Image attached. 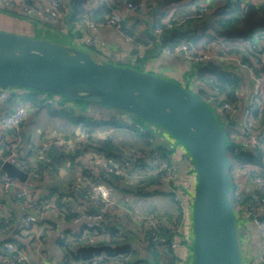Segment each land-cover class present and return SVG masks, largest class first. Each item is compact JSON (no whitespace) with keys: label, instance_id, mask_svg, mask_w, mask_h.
Masks as SVG:
<instances>
[{"label":"built area","instance_id":"obj_1","mask_svg":"<svg viewBox=\"0 0 264 264\" xmlns=\"http://www.w3.org/2000/svg\"><path fill=\"white\" fill-rule=\"evenodd\" d=\"M0 1H2V4L5 6L8 5L18 8L27 16L43 17L46 14L40 0ZM46 1L58 14H64V4L61 0ZM240 2L241 7L246 9L249 4H257L264 2V0H240ZM150 7L151 5L145 0H138L137 2L127 1L124 10L117 8L104 20H95L89 14H84L80 18L77 26L81 28L113 29L120 36L132 41L138 48L139 54L142 55L144 54L146 45L137 41L134 35L126 30L123 23L125 17L124 13L125 11L140 13L142 11H148ZM208 11V6H203L197 14V17H202ZM176 24H182V21L175 23L171 20H166L164 26L157 24L154 31L157 35H161L164 29L172 28ZM75 40L78 44L89 47H95L97 45L96 39L87 33L78 35ZM212 48L218 49L217 47L215 48L208 45L199 51L193 46H190L187 42H180L173 46L167 45L163 47L162 51L168 55L182 53L187 60L194 63L207 62L227 55H221L220 53L215 54ZM240 59V57L239 59L224 57L223 61L231 65L232 69H229L230 72H232L234 68V71L242 70L246 73V76L251 80L250 90L247 91L245 84H243L234 89L232 98H228V94L226 95L225 91L207 76H202L201 83L203 88L208 92L210 100L217 103L220 113L224 116L226 123L231 124L232 129L236 130L234 137L236 138L237 136L239 138L238 140L246 142L250 149L262 151L264 150V135L262 137L257 135L251 123L254 119L255 112L259 109L261 110L263 107L264 75L260 73L256 74L253 66H250L248 62L246 63ZM235 67H238V70ZM183 85L188 88L191 86L196 89V77L183 83ZM12 91H16V94H21L19 91L23 90H11L8 87H0V99L4 98L7 93ZM37 97L41 100L42 104L50 106L53 110L68 109L69 107L63 103L64 99L59 94L39 92ZM240 112L242 120L240 123L235 124L237 115ZM26 115L27 108L25 105H21L13 112L0 116V122L5 128L12 129L19 134V128ZM128 122L130 124L118 125L127 129H137L142 134H146L152 130L162 141L167 142V139H171L174 142V146H172L170 152L171 161L167 162L166 159H163L161 152H152V150L139 145H126L117 142L115 148L118 149L121 156H124L123 160H121L119 156H115L112 152H103L94 148H89L96 143L94 138L106 139L107 137V133H103L94 128H83L74 139L69 140H65L64 138L48 139L42 137L39 146L35 148L30 147L27 152L28 155L26 156L19 153L14 148L8 150L0 146V156L3 159L9 160L17 165V167L25 170L29 174V177L35 180L43 178L39 162L46 159L50 149L57 147L66 153H77L78 157L76 160L82 164L80 165V171L82 172L81 176H84L85 179L83 184L88 185L91 190L89 198H91L93 203V205L90 206H84L79 201H73L72 204H70L69 196H59L56 193L51 194L49 197H45V194H42L38 190H30L26 183L22 185V182L17 178L9 176L0 169V190L3 193L13 192L14 196L19 198L25 207V211L21 218V225L13 229V233L11 234L21 239L22 242L7 240L1 245L6 252V259L10 261L11 264H78L69 258H63V261L50 262L46 257H39L40 255H36V253L40 251L39 243L37 242L41 240V236L45 234V232L50 231L53 227L52 217L56 216L61 221H67L70 224L67 230L61 232L60 239L71 238L75 234L86 239L89 236L88 234L92 233L94 234L92 237L94 241L96 239L108 240L112 235L110 230L102 229L104 223L109 222L115 216L123 215V213L131 214L134 217V221L142 224L145 232L144 237L149 238L153 246L157 247L162 245L171 251V264H188L186 261L189 252L187 243L193 242V201L197 184V175L195 173L192 174L186 169L183 170L185 167L188 168L187 164H185V167L180 165V161L185 160V157L188 156V149L176 137L161 128L153 130L142 124ZM49 159L50 158L47 157L45 161L48 162ZM262 163L264 164L263 151ZM254 167V165L249 164L234 169L232 182L236 186L235 193L237 196L243 191L242 189L238 190L241 187V183H236L237 177H240L243 183L245 180L251 181L254 187L255 198L257 194H264V176L254 172ZM51 168V165H49V169ZM100 170L104 171L106 176L112 174L119 177L121 182L126 184L138 183L146 177L154 176L156 183L148 189H160L164 192H171L178 208V215L175 219L171 220V217H167L166 214L161 215L156 211L143 214L139 211H133L132 208L128 210L124 205L128 203L116 197L113 194L115 188L111 184L104 182L102 177L99 176L98 173ZM47 178L49 177L47 176ZM119 184L121 186L123 185L121 183ZM71 205L73 207H71ZM243 215L250 218L251 221L257 225L262 235L263 246L260 257L261 261H264V222L259 218L260 216L256 209L255 202L249 201L243 207ZM5 216L9 221L8 210ZM0 233L4 234L3 229H0ZM6 234L7 233L4 235ZM25 241L28 242V245L25 244ZM112 259L113 258L110 260L111 262L116 261ZM98 260L99 258H96L94 263ZM118 263L125 264L119 260Z\"/></svg>","mask_w":264,"mask_h":264},{"label":"water","instance_id":"obj_2","mask_svg":"<svg viewBox=\"0 0 264 264\" xmlns=\"http://www.w3.org/2000/svg\"><path fill=\"white\" fill-rule=\"evenodd\" d=\"M125 41L117 40L122 46ZM129 51L139 54L137 48ZM0 87L31 88L119 108L176 137L193 156L197 175L193 264H243L231 203L226 131L191 89L133 66L100 61L73 44L2 29ZM0 169L22 183L30 180L25 170L1 156ZM98 174L106 176L102 170Z\"/></svg>","mask_w":264,"mask_h":264},{"label":"trees","instance_id":"obj_3","mask_svg":"<svg viewBox=\"0 0 264 264\" xmlns=\"http://www.w3.org/2000/svg\"><path fill=\"white\" fill-rule=\"evenodd\" d=\"M122 1L123 0H87V2H85V0H61V2L65 4L63 5L64 14L61 18L64 17L62 19L65 24L71 25H75L84 14H89L95 20H104L113 10L120 6ZM129 1L137 2L138 0ZM166 1L168 3H172L174 7L172 11L167 12L168 15L166 14L165 16L152 18L156 7L151 12L140 13L145 25L142 28L143 34L145 32L146 35H142V33H140L141 29L137 21H132L130 25L126 22V27L128 28L126 30L135 35L137 41L144 44H148L152 41L150 49L148 48V53L154 54L156 52L157 54V52H159L163 47L167 45L173 46L180 42H187L190 46H193L199 51L202 50L203 47L205 48L210 45L220 48V54H235L236 56H239L242 61L248 62L250 66L255 68L256 74L260 73L264 75V2L249 4L246 9H243L241 7L240 0H148L149 3L153 2L156 6L157 4H162ZM2 5L3 6L0 11L5 14L20 17L26 20L35 19V23L41 21L38 16H27L18 8L8 5L5 6L4 4ZM205 5L208 6L209 11L202 17H197V14ZM54 13L55 15H58L55 11ZM144 15H146V17H143ZM166 20H171L175 23L182 21L183 24L181 26H178L180 24H176L172 28L164 29L161 35L155 36V26L157 24L164 26V22ZM68 27L69 26L66 28ZM150 27L152 31L149 30ZM70 31L72 32L73 29L71 28ZM157 36H159V40L155 41ZM91 47L92 48L90 50L93 51V56H96L98 52L96 47ZM196 64L197 72H200L203 77L207 76L219 85V87L225 91V94H228V98H232V93L235 88L243 85V81H241L237 71H234V68L232 72L226 71L222 66V62H219L218 59H212L207 62H200ZM236 69L238 70V67ZM25 90L27 93L40 92L31 88H25ZM62 98L64 100H69L64 96H62ZM76 103L82 105L88 104L86 102ZM121 111L126 112L123 110ZM262 111H264V104L261 110L259 109L255 112V116L257 117ZM129 114L132 116L133 120H145L135 114ZM137 123L140 124L139 122ZM230 126L232 125L230 124ZM235 132L236 130H233V132L228 130V132H226V151L230 165L229 176L231 181V203L234 211L235 208L241 211L249 201L255 202L256 209L259 212V218L264 222V194H257L255 198L254 193L244 191L237 196L235 193L236 186L232 182L233 171L235 168H241L252 164L264 169L262 154L258 149H250L248 144L242 140H238L239 138L237 136L235 138L233 136V133ZM139 138L142 141L139 146L148 148L152 150V152H161L163 159H166L167 162L171 161V148L164 146L159 141V144L155 145L157 136L152 131L146 134L139 133ZM117 142L118 141L116 140L114 144L112 139H107L98 141L94 143L95 145L90 146L89 148H94L103 152L109 151L114 153L115 156L120 157L121 154L118 152V149L115 148ZM16 150L20 153L21 146H19ZM188 156L192 158V162L194 163L193 156L189 151ZM47 157L50 158L48 162L45 161ZM77 157L78 154L75 152L66 153L63 150L54 147L49 150L46 159L39 162L43 177L47 178V176H56V178L50 182L49 194L44 195L45 197H49L51 194L56 193L59 196H69L70 204H72L73 201H79L84 206L93 205L91 198H89L91 190L88 185H84L82 182H79V179L72 180L68 183L63 178L62 172L66 169L67 165H71L72 167L76 166L78 171H80V165L82 164L75 161ZM231 158L233 161H231ZM49 165H51V169H49ZM253 171L264 176V170L260 172L253 169ZM101 177L104 182L111 184L114 188H118L126 193L135 194H150V191L152 190L148 188L156 183L154 176L146 177L144 180H140L138 183L134 184L121 182L119 177L112 174ZM119 183L123 185L121 186ZM123 201L130 203L128 200ZM9 205L10 201H8L5 197L0 196V229H3L4 234H8L11 230H13L16 220L21 218L16 215L13 209L10 208L8 221V218L5 215ZM71 207L73 206L71 205ZM155 208L156 207L153 205L152 210ZM167 214L170 213L167 212ZM111 222L112 219L109 222L104 223L102 228L110 230L112 236L108 240L96 239L93 241L92 237L94 234L92 233L88 234L89 236L86 239H83L80 235L75 234L71 238L58 240L59 246L62 248L63 258H69L78 264H109V262H111V258H113L112 260H119L125 264H140L144 261L147 264H168V262L164 261L161 257L160 252H162V249H160L159 246H153V243L149 238L144 237L143 240L145 244L141 249L142 252L139 248L138 250L132 249V244L130 242L127 243L124 242L123 239H120L122 232L124 233V236H127L130 233L126 231L125 234V230L120 228L117 221H114L112 225ZM4 234L0 233V252L3 250V248H1L2 243L7 240L22 242L21 239L13 235L1 238ZM47 235L48 232H45V234L41 237L44 239ZM161 247L166 248L167 251L165 252L168 254L170 253L171 256V251L167 247L162 245ZM141 253L144 254L145 257L149 256L150 259L146 260L141 257ZM96 258H99V260L94 263ZM242 259L244 261L243 253ZM61 261H63V259Z\"/></svg>","mask_w":264,"mask_h":264},{"label":"crops","instance_id":"obj_4","mask_svg":"<svg viewBox=\"0 0 264 264\" xmlns=\"http://www.w3.org/2000/svg\"><path fill=\"white\" fill-rule=\"evenodd\" d=\"M41 1L44 3V5L50 7L47 1L45 0H41ZM94 1H97V0H94ZM85 2H87V0H85ZM126 2L127 0H123L118 8L124 10ZM146 2L149 3L148 1ZM164 3H167V1ZM149 4L152 6V8H155L153 7L154 5H156L155 3L150 2ZM2 6L3 5L0 3V9ZM166 7L167 5H165L164 8H162L161 6L157 10V6H156V10L154 14L152 15V18H157L159 16H165L167 14ZM142 12L147 13V11H142ZM140 13L125 11L124 13L125 17L123 20L124 27L128 29L126 27V22L130 25L131 22L135 20L137 21L141 29L140 33H142V35H146L145 32L143 34L142 28L145 25L143 23V20L141 17L142 15ZM47 14L48 13H46L45 16H43L45 17L44 19L40 17L41 21L37 22L36 23L37 25L34 27L33 25L35 23H32L20 17L5 14L2 11H0V29L19 33V34H25V35L35 36L39 38H44V39L60 41V42H64L67 44H78L75 38L78 35H81L82 33H87V34L92 35L96 39L97 45L95 47H96V50L98 51L97 55L94 56L96 59L100 61H108V62H112V63L119 64V65H129L133 67H136V65L131 64L133 59H134V62H139V63L141 62L140 60L142 59L143 61L140 64L142 65L143 68L141 70H144L146 72L153 73L159 76H163L171 80H174L173 78H175L177 79L176 82L180 84L188 82L196 77L197 79L196 90L199 91L204 96L210 98L208 92L202 86L201 73L197 72V68L193 67L191 62L186 59L184 54L181 53V54H175V55L174 54L168 55V54L163 53L162 51L163 48L160 49V51L157 52V54L156 52L154 54L148 53L151 47V42H152L151 41L148 44L145 43L146 48H145L144 54L142 55L138 54L134 56L133 58L129 50L132 51L134 48H137L135 44L132 41L126 39L125 37H122L119 34H117L113 29H110V28H103V29L81 28L77 26L79 24V20L76 22L75 25L68 24L67 25L69 26L68 28H66L67 26H65L64 29H60L59 27H57V24H59V22H64L62 19L64 17L61 18L63 14L55 15L54 10L52 14H49V15ZM71 28L73 29L72 32L70 31ZM149 30H151V27L149 28ZM154 35L155 36L157 35L155 31H154ZM119 39L126 40L123 46L117 42V40ZM156 40H159V36H157L155 41ZM78 45L82 46V44H78ZM212 50L215 54L220 53V48L218 49L212 48ZM109 57H114L117 61H124V62L123 63L113 62L109 59ZM145 58L147 60V65L145 64L146 62V60H144ZM152 71L160 72L166 75L165 76L160 75ZM238 74L241 80H243V82L250 80L246 76V73L244 71H239ZM245 84L247 85L246 87L247 91L250 90L251 80L248 83L245 82ZM19 92L21 94H16V91L9 92L5 95L4 98L0 99V116L13 112L21 105H25L27 108V115L19 128V134H17L14 130L13 132H10L9 131L10 129L5 128L0 122V146H3L1 145V143L4 142L7 144V146H3V147L7 148L8 150H11L13 148L16 149L17 142L21 141L19 139L20 137L22 139V144H23L21 146L20 153L26 156L28 155L27 153L28 149L30 147H33L32 145L36 144V146H38L40 144L42 137H45L48 139H59V138H64L65 140L74 139L81 132L83 128H94L103 133H107L106 139L94 138L95 142L112 139L114 144L116 140L119 143L126 144V145H140L142 143V141L139 138L140 132L138 130L134 128L127 129L123 126L118 125V124H130L128 121L132 122L133 124H137V122H134L132 119H121L123 117V116L121 117V114L120 116H118V114H115V112H113V113H108L106 117L101 114H98L97 117L87 119L86 118L87 115L94 114V113L87 114V108H86L87 104L82 105V104L77 103L78 105H80V106H77V105H74L73 103L69 104L67 100H63V103L66 106H69L68 109L53 110L50 106L42 104L41 100L37 97V94L39 92L38 93L36 92L27 93V91L26 92L19 91ZM96 105H100V104H96ZM101 106L110 108L109 106L108 107L104 105H101ZM62 115L66 117L65 120L62 122L55 118L57 116H62ZM263 115H264V111L260 112L257 117L254 116V119L251 123L253 125L254 132L257 135H260L261 137L264 135V116ZM34 117H40V119L42 120V124H32L33 123L32 118ZM119 119L120 121H118ZM241 120L242 118H241V112H240L237 115V121L235 124L240 123ZM152 132L156 134L154 131ZM124 134L126 136L131 137L133 140L129 141L124 136ZM157 138L160 140L159 142L162 143L166 147L172 148V146H174V142L171 139H167V144H166V141H162L159 137ZM263 143H264V139H263ZM259 151L261 152V154H262V151L264 153V150L262 151L259 150ZM119 158L123 160L124 156H120ZM185 164H187L188 166V168H186L187 171L191 172L192 174L194 173L196 174V170L194 167L195 162L194 163L192 162V158H190L189 156H186L185 160L180 161L181 166L183 165L185 166ZM253 169L260 171V172L264 170L263 168L259 166H255ZM62 175H63L64 180L66 181L65 174H62ZM80 176L77 178L76 177L74 178H76V180L79 179L80 181ZM55 178L56 176L55 177L50 176L49 178L43 177L40 180H35L33 178H30V180L26 183V185L28 186L30 190H33V191L38 190L42 194L48 195L50 182ZM236 183L237 184L241 183V187L238 190L242 189L243 190L242 192L248 191V192L254 193V187L250 180L248 181L245 180V182L243 183L240 177H237ZM150 192H154L153 194L155 196L160 197V201H167V205H168L167 212L175 211L174 206L176 205V203L174 202L173 195L171 194V192H164L163 190H160V189H155ZM123 193H124L123 191L115 188L113 194L119 199L124 200V198H122L121 196V194ZM0 196L5 197L8 201H10V205L7 210L9 211L10 208L13 209L16 215L22 218V215L25 211V207L22 201L17 199L14 196L13 192L3 193L0 190ZM161 198H164V199H161ZM156 202H159V201L156 200ZM167 212L165 213L167 214ZM239 216H240V221H241V231H239L240 232V244H241V250L243 253V257H244V260L247 258L249 259L250 262H253L255 260H253L252 258H256L257 255L261 254L262 252L263 238H262V235L257 225L254 222H252L250 218H247L246 216L243 215V210L240 211ZM21 218L16 220L13 229L18 228L21 225ZM122 218H123V215L115 216L112 219L111 225L113 224L114 221L116 222ZM52 224H53V227L50 231H48L47 237L44 239L42 238L40 241L37 242L39 243V247L41 245V248H40L39 253H36V255L38 256L40 255L39 257H46V259L50 262L61 261L63 259V252H62V248L59 246L58 240H61L60 239L61 232L68 229L70 227V224L67 221L65 222L61 221L56 216L52 217ZM12 233H13V230H11L8 234L1 236V238H6L10 236ZM143 239L144 237L140 240L144 242ZM25 244L28 245V242L25 241ZM144 244L145 243H143L142 247L144 246ZM192 246H193V242L187 243L189 252H188L186 261L188 262V264H190L189 261H191V264L193 263ZM243 246H245L247 249L243 248ZM142 247H139L140 251ZM159 248L162 249V252H160L162 259L168 262V264H171L172 258L170 256V253L168 254L167 252H165L167 251V249L164 247L159 246ZM0 264H11L10 261L6 259V252L4 249L0 252ZM109 264H119V263L116 260V261L110 262ZM140 264H147V263L144 261Z\"/></svg>","mask_w":264,"mask_h":264},{"label":"rangeland","instance_id":"obj_5","mask_svg":"<svg viewBox=\"0 0 264 264\" xmlns=\"http://www.w3.org/2000/svg\"><path fill=\"white\" fill-rule=\"evenodd\" d=\"M46 1V0H45ZM146 1H148V0H146ZM40 2H41V4H42V6H43V8H44V11L46 12V13H48L47 15H49V14H52V12H53V10H55L52 6H50V7H48V6H46V5H44V3L40 0ZM0 3L2 4L3 2L2 1H0ZM65 5V4H64ZM159 5V6H158ZM157 5V10L159 9V7H161L162 6V8H164L165 7V5H167V7H166V9H167V12H169V11H172L173 10V4L172 3H162V4H158ZM53 9H52V8ZM153 7H156V5H154ZM155 8H152V6L148 9V11H147V13L148 12H151L152 10H154ZM56 11V10H55ZM56 13H57V11H56ZM168 15V14H167ZM143 17H146V15H144ZM43 19L45 18V17H42ZM28 21H30V22H32V23H35L34 21H35V19H33V20H31V19H27ZM151 22V21H150ZM183 24V23H182ZM182 24H180V25H178V26H181ZM37 24L35 23L33 26L35 27ZM68 24H65L64 22H59V24H57V27H59L60 29H64V27L65 26H67ZM163 33V32H162ZM134 37L136 38V36L134 35ZM73 45H76V46H78V47H81V48H84V49H86L87 51H89L91 54H92V50H90L92 47H88V46H86V45H83L82 44V46L81 45H78V44H73ZM207 47V46H206ZM204 48V47H203ZM93 55V54H92ZM222 55V54H221ZM133 58H134V56H132ZM224 57H231V58H235V59H239V57H237L235 54H232V55H224V56H222V57H218V60H219V62L221 61L222 62V66L224 67V69L226 70V71H228L229 72V69H232L231 68V65H229L228 64V62H226V61H223V58ZM109 59L111 60V61H113V62H118V63H123L124 61H117L114 57H109ZM144 60H146V58L144 59ZM241 60V59H240ZM141 62L143 61L142 59L140 60ZM140 62V63H141ZM191 62V61H190ZM139 62H134V59H133V61L131 62V64L132 65H136V67L137 68H139V69H142L143 67H142V65L140 64ZM247 63V62H246ZM145 64L147 65V60H146V62H145ZM191 64L193 65V67H195V68H197L196 66H197V64L196 63H194V62H191ZM249 64V63H248ZM250 65V64H249ZM242 71V70H241ZM152 72H154V73H157V74H160V75H166V74H163V73H160V72H156V71H152ZM239 72V70L237 71V73ZM163 77V76H162ZM240 77V76H239ZM175 81H177V79H175V78H173ZM241 81H243V80H241ZM245 82L246 83H248V82H250V80H247V81H244L243 82V84H245ZM188 85V84H187ZM245 86L247 87V85L245 84ZM191 86H189V88H190ZM9 89H11V90H18V89H21V90H23V91H26L25 90V88H17V87H8ZM193 92H195L198 96H200L201 98H202V100L206 103V105L208 106V108L211 110V112L215 115V117L218 119V121L221 123V125L223 126V128H224V130L226 131V132H228V130L229 131H232L233 132V129H232V127L230 126V124H227L226 123V121H225V119H224V116H221V113H220V109H219V107H218V105H217V103L215 102V101H212V100H210V98L209 97H206V96H204L203 94H201L199 91H197L195 88H193V87H191L190 88ZM68 102H69V104L70 103H73L74 105H77V106H80V105H78L77 103H75V102H73L72 100H67ZM77 102V101H76ZM262 102H263V104H264V99L262 100ZM22 103V102H21ZM110 107V106H109ZM86 108H87V114L88 113H94V114H92V115H87L86 116V118L87 119H91V118H93V117H97V115L98 114H101V115H103V116H107V114L108 113H113V112H115V114H118V116H120V114H121V119H132L133 120V118H132V116L129 114L130 112H122L121 110H119V108H115V107H110V108H106V107H103V106H101V105H96L95 103H88L87 105H86ZM124 111V110H123ZM122 112V113H121ZM57 120H60L61 122L62 121H64L65 120V116L64 115H62V116H57V117H55ZM111 118H113V117H111ZM136 122H139L140 124H142V125H144L145 127H147V128H151V129H153V130H157L158 128H160V127H158V126H156L155 124H153L152 122L151 123H149V122H147V121H143V120H138V119H134ZM133 120V121H134ZM118 121H120V119L118 120ZM125 121V120H124ZM134 121V122H135ZM32 124H42V120L40 119V117H34V118H32ZM228 122V121H227ZM65 125H67V124H65ZM162 129V128H161ZM126 131H128V130H126ZM130 132V131H129ZM124 136L129 140V141H132L133 139L131 138V137H129V136H126L125 134H124ZM233 136H234V133H233ZM234 138V137H233ZM158 139V138H157ZM20 142H17V144H16V149H18V147L19 146H22L23 144H22V139L20 138ZM158 141H160L159 139L155 142V145H158L159 144V142ZM145 144H146V142H145ZM166 144H167V142H166ZM1 145H3V146H7V144L6 143H4V142H2L1 143ZM122 145V144H121ZM33 146V148H35V147H38V146H36V144L35 145H32ZM147 147V146H146ZM75 161L76 162H78V160H76L75 159ZM231 161H233V159L231 158ZM80 165V164H79ZM184 166V165H183ZM185 167V166H184ZM186 169V167L183 169V170H185ZM85 170V169H84ZM82 172L81 171H78V169L76 168V166L75 167H72L71 165H67L66 166V169L64 170V172H63V174H65V179H66V181L68 182V183H70L72 180H75L77 177H79L80 176V174H81ZM75 174H77V175H75ZM74 177H76V178H74ZM79 182H85V179H84V176H80V181ZM27 183V182H26ZM22 185H24L23 183H21ZM154 192H151L150 194H135V193H126V192H124L123 194H121V196H122V198H124V200H128L130 203H128V204H124L127 208H128V210L130 209V208H132V210L133 211H139V212H142L143 214L145 213V214H149V213H151V212H153V211H156V212H158L159 214H161V215H165L166 213L165 212H167V207H168V205H167V201H160V197H157V196H155L154 194H153ZM161 199H164V198H161ZM121 200V199H120ZM156 200L157 201H159V202H156ZM161 202V203H160ZM153 205L156 207L154 210H152L153 209ZM172 205V204H171ZM170 205V206H171ZM174 208H175V211L174 212H170V211H168L170 214H166L167 215V217H171L172 219L171 220H173V219H175L176 218V216L178 215V208H177V205H175L174 206ZM235 212H236V216H237V218H238V220H237V222H238V228H239V231H241V221H240V211L238 210V209H236L235 208ZM117 224H119L120 225V228L122 229V230H125V234H126V231H128L130 234L129 235H127V236H124V233L122 232V234H121V236H120V239L122 240L123 239V241L124 242H130L131 244H132V249H135V250H138V248L139 247H142V245H143V241L142 240H140V239H142L143 237H144V235H145V232H144V229H143V226H142V224L141 223H138V222H136V221H134V217L131 215V214H129V213H123V218L122 219H120V220H118L117 221ZM239 238H240V232H239ZM42 239V238H41ZM262 246H263V240H262ZM193 247V246H192ZM41 248V245H40V247H39V249ZM243 248H245V249H247L245 246H243ZM246 255V254H245ZM244 255V256H245ZM260 255L261 254H259V255H257V257L256 258H252L253 260H255V261H253V262H250L249 261V259H245L244 261H243V264H250V263H252V264H264V261H261V257H260ZM141 257H143V258H145L146 260H149L150 258H149V256L148 257H145L144 256V254H142L141 253ZM189 263L191 264V261H189ZM151 264V263H150ZM193 264V263H192Z\"/></svg>","mask_w":264,"mask_h":264},{"label":"clouds","instance_id":"obj_6","mask_svg":"<svg viewBox=\"0 0 264 264\" xmlns=\"http://www.w3.org/2000/svg\"><path fill=\"white\" fill-rule=\"evenodd\" d=\"M89 47V46H88ZM1 248H2V246H1Z\"/></svg>","mask_w":264,"mask_h":264}]
</instances>
